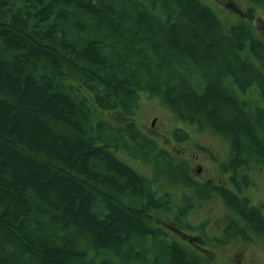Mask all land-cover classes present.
Returning <instances> with one entry per match:
<instances>
[{
  "label": "trees",
  "instance_id": "obj_1",
  "mask_svg": "<svg viewBox=\"0 0 264 264\" xmlns=\"http://www.w3.org/2000/svg\"><path fill=\"white\" fill-rule=\"evenodd\" d=\"M143 94L228 145L236 185L264 168V42L247 23L203 0H0V264H198L155 220L172 202L150 179L195 185L126 119ZM218 193L264 233V207Z\"/></svg>",
  "mask_w": 264,
  "mask_h": 264
},
{
  "label": "rangeland",
  "instance_id": "obj_2",
  "mask_svg": "<svg viewBox=\"0 0 264 264\" xmlns=\"http://www.w3.org/2000/svg\"><path fill=\"white\" fill-rule=\"evenodd\" d=\"M216 12L223 24H233L236 22L247 23L256 37L264 42V9L247 7L243 0H203ZM251 12H248L250 11ZM250 92L248 96H250ZM106 120L116 125H123V115L117 113L102 114ZM138 125L144 135L151 136L153 131L158 134L160 144L165 146L164 139L171 137L170 133L175 128H182L190 136V143L169 142L167 147L170 150L175 160H187L189 163L196 162L202 166L203 170L212 172V158L210 154H205L209 150L215 157L220 158L224 162V155L228 152L229 147L219 137L210 134L207 130L198 129L193 126H186L179 123L173 114L165 108L158 99L150 98L143 94L140 95L138 108L131 118ZM155 122L152 127V122ZM119 159L130 165L133 169L143 175L153 178L149 166L129 157L125 152L117 153ZM198 156V159L193 157ZM209 156V158H207ZM248 171L249 185L239 190L240 196H245L252 205L256 207L264 206V168L250 167ZM157 179L155 182H158ZM199 180V179H197ZM158 185V183H157ZM160 191H170L173 194H179L181 191L177 188L169 187L160 184L157 187ZM183 192H185L183 190ZM233 215L229 212L221 201H197L191 212L188 213L185 220L190 226L203 225L205 228L212 226H223ZM155 220L158 224H169L173 220L172 216H167L165 213L155 215ZM206 247V246H204ZM257 254L260 258L258 264H264V247L257 248Z\"/></svg>",
  "mask_w": 264,
  "mask_h": 264
},
{
  "label": "flooded vegetation",
  "instance_id": "obj_3",
  "mask_svg": "<svg viewBox=\"0 0 264 264\" xmlns=\"http://www.w3.org/2000/svg\"><path fill=\"white\" fill-rule=\"evenodd\" d=\"M154 122L155 119L152 122V127ZM175 130L176 128L170 133V138L164 139L165 146L161 145L159 140V138L163 137H158L156 132L153 131L151 136H145L153 142L157 150L161 151L173 164L187 167L188 181L195 186L187 188L181 183L171 184L174 179L176 181H182V178L179 177L171 178V182L165 178H160L158 182H155L157 179H150V182L153 183V190L156 192V195L158 197H167L172 202L170 211H160L157 212V214L165 213L167 216H172L173 220H171L169 224H159L158 229L164 234L166 239L176 243L178 248L183 250L184 253L188 251L190 255L197 260L198 264H258L260 258L256 250L257 248L264 247V233L253 231L250 227L242 225V221L234 213L231 212L234 218L220 227L212 226L205 228L203 225L190 226L186 222L185 218L188 213L192 211L195 202L209 200L222 202L221 195L218 193L219 189H224L231 192L233 195L237 194L240 196L239 190L248 185L243 187L236 185V171L231 170L228 164L230 157L228 152L223 156L224 159L227 160L222 162L220 158L215 157L209 150L206 151L205 154L213 156V176L209 174V171L203 170L202 166L198 165L196 162L191 161L189 163L185 159H181L180 161L175 160L166 146L167 143L172 141L184 144L190 143V136L186 131L180 129L185 136L183 139H179L174 135ZM207 158H209V156H207ZM193 159H198V156L193 157ZM161 160L165 161L163 156H161ZM137 161L141 162V160ZM160 184L177 188L181 192L179 194H173L170 191H160L157 188ZM183 190L185 192H183ZM178 209H181V213L183 214L179 224L175 221ZM259 210L261 214L264 213V208H260ZM232 221L238 223L236 227L237 230L229 229V226H227V224Z\"/></svg>",
  "mask_w": 264,
  "mask_h": 264
}]
</instances>
